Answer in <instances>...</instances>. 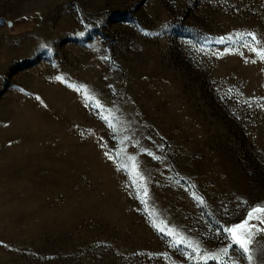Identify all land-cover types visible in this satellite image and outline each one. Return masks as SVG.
Returning a JSON list of instances; mask_svg holds the SVG:
<instances>
[{"label":"rangeland","instance_id":"rangeland-1","mask_svg":"<svg viewBox=\"0 0 264 264\" xmlns=\"http://www.w3.org/2000/svg\"><path fill=\"white\" fill-rule=\"evenodd\" d=\"M258 52L264 0H0V264H264Z\"/></svg>","mask_w":264,"mask_h":264},{"label":"snow or ice","instance_id":"snow-or-ice-1","mask_svg":"<svg viewBox=\"0 0 264 264\" xmlns=\"http://www.w3.org/2000/svg\"><path fill=\"white\" fill-rule=\"evenodd\" d=\"M249 36H251L252 40L255 41L256 37L254 34L249 33ZM253 51H256V49H253ZM262 60H264V52H258L257 53ZM254 62V61H253ZM59 79V77H58ZM99 106V105H97ZM144 195H147V192L145 191ZM203 203V201H201ZM257 213H264V207H256L252 210H250L247 213V216L244 221H242L240 224L232 226L230 228L225 229L224 231L227 233V238L230 241V243L226 246L225 249L221 250L219 253V257H224L228 254L229 250L232 248V245L236 246V249L239 250L241 255L248 254L249 253V243L250 239L249 237L252 234L253 229L257 230H264V229H258L257 225L250 224V221L253 219H259L258 216H256ZM260 224H264V219H259ZM183 238H181L182 240ZM180 241H177L179 243ZM189 246L193 247L191 242H189ZM193 251L197 253V255H200L198 252V246L193 247ZM204 261V264H207L208 256L204 255L201 257ZM213 259H216V264H226V261L219 259L218 257L214 256ZM247 259L249 261V264L252 262V256L247 255Z\"/></svg>","mask_w":264,"mask_h":264}]
</instances>
